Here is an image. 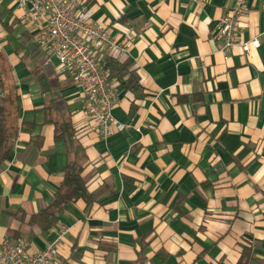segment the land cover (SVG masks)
Returning <instances> with one entry per match:
<instances>
[{
  "label": "crops",
  "instance_id": "crops-1",
  "mask_svg": "<svg viewBox=\"0 0 264 264\" xmlns=\"http://www.w3.org/2000/svg\"><path fill=\"white\" fill-rule=\"evenodd\" d=\"M234 5L89 0L120 48L107 60L129 63L139 81L113 110L125 129L102 138L15 0H0V87L20 97L0 171V247L25 238L35 253L67 229L58 264H264V13L248 0L242 38L261 45L225 59L214 33ZM78 155L95 199L65 204L44 231L33 217Z\"/></svg>",
  "mask_w": 264,
  "mask_h": 264
},
{
  "label": "built area",
  "instance_id": "built-area-1",
  "mask_svg": "<svg viewBox=\"0 0 264 264\" xmlns=\"http://www.w3.org/2000/svg\"><path fill=\"white\" fill-rule=\"evenodd\" d=\"M260 3L264 13V0ZM23 12L22 24L33 45L44 55L47 65L55 61L59 69L73 80L85 115L93 121L102 138L122 132L125 126L113 115L120 101L116 79L106 68L110 52L119 50L105 24L92 19L85 0H15ZM248 13V0H235V5L218 20L214 38L220 43L225 59L234 49L243 53L258 49L260 35L244 41L242 20ZM68 230L63 229L58 240L45 250L29 253L30 243L18 238L0 247V264H58V246Z\"/></svg>",
  "mask_w": 264,
  "mask_h": 264
},
{
  "label": "trees",
  "instance_id": "trees-1",
  "mask_svg": "<svg viewBox=\"0 0 264 264\" xmlns=\"http://www.w3.org/2000/svg\"><path fill=\"white\" fill-rule=\"evenodd\" d=\"M89 0H85V5ZM129 63H120L114 59H108L106 68L109 70L110 77L116 79L118 88L122 90H137L139 81L134 71L129 69ZM2 96L0 97V171L8 161L14 148L15 141L19 132L18 111L20 97L16 86L9 91H5L1 86ZM67 138V136H66ZM83 159L78 155L67 166L64 179L54 196L53 203L42 210L33 221L40 224L44 231H48L57 222L58 215L67 203L84 200L88 206L95 199L94 194L88 192L86 182L83 177ZM156 264V263H155Z\"/></svg>",
  "mask_w": 264,
  "mask_h": 264
}]
</instances>
